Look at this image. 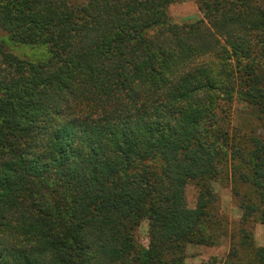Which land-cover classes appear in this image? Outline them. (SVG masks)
<instances>
[{"label": "trees", "instance_id": "obj_1", "mask_svg": "<svg viewBox=\"0 0 264 264\" xmlns=\"http://www.w3.org/2000/svg\"><path fill=\"white\" fill-rule=\"evenodd\" d=\"M177 1L0 0V264H186L230 234L224 170L264 222V136L228 112L239 100L264 128V0H195L186 24ZM240 228L232 255L246 237L264 264Z\"/></svg>", "mask_w": 264, "mask_h": 264}, {"label": "rangeland", "instance_id": "obj_2", "mask_svg": "<svg viewBox=\"0 0 264 264\" xmlns=\"http://www.w3.org/2000/svg\"><path fill=\"white\" fill-rule=\"evenodd\" d=\"M169 16L174 23L186 24L192 23L198 19L203 18V14L199 10V6L195 0H178L172 4L169 8ZM20 55H26L27 58L34 59L43 55L41 47H19L16 49ZM42 57V56H41ZM77 111L78 107L76 108ZM80 109V108H79ZM229 116H231L233 127H247L248 130L252 127L257 128V135L264 136V128H262L257 122V116L251 112L250 108H247L245 104L239 100L233 102V106L228 107ZM236 162V161H235ZM234 161H230V170H233ZM238 163V162H237ZM240 165V164H239ZM238 165V166H239ZM237 166V167H238ZM227 171L224 170L217 181L213 182L214 192L218 195L219 213L217 219L221 223L220 211L223 215H226L230 221L229 231L230 234L225 236L219 235L218 244L214 246H197L189 244L187 246V259L186 264H202L208 262L211 258H216L219 264H246V259H249V254L246 255L251 247L246 249V237L244 238L242 253L235 252L232 255L233 244L240 245V239H238V229H245L246 231H253L255 236V244L258 247H264V222H249L244 221V210L241 208L246 205L245 200H242V196L246 193V185L240 184L239 195L234 190L235 186L232 180L227 178ZM238 187V185H237ZM198 197V189L194 184H190L187 187V199L190 207L196 206ZM223 221V220H222ZM220 233V232H219ZM138 237L144 246L149 244V225L147 222H143L139 231ZM235 235L234 240L231 239V235ZM244 235V234H243ZM230 236V237H229ZM252 251V250H251ZM244 255V256H243Z\"/></svg>", "mask_w": 264, "mask_h": 264}]
</instances>
